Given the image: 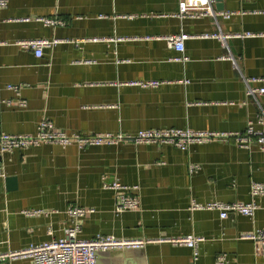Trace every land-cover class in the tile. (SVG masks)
I'll return each mask as SVG.
<instances>
[{"label":"crops","instance_id":"crops-1","mask_svg":"<svg viewBox=\"0 0 264 264\" xmlns=\"http://www.w3.org/2000/svg\"><path fill=\"white\" fill-rule=\"evenodd\" d=\"M213 9L237 13L181 17L178 0H7L0 9V132L33 133L43 117L68 134L236 133L248 121L264 130L257 120L264 94L246 95L244 81L256 77L250 86H264V0H215ZM180 32L188 35L182 53L165 40ZM213 32L223 41L199 36ZM246 32L253 34L236 36ZM38 38L59 41L40 57L20 45ZM148 80L159 84H137ZM9 84L22 85L19 94ZM0 172V253L63 236L72 224L67 209L78 206L94 209L78 219L82 238L149 240L101 251L96 264H264L255 242L239 238L264 229V196L255 198L252 217L191 209L192 200H250V183L264 182V151L255 143L243 148L231 136L186 150L129 139L85 148L42 143L0 153ZM102 176L138 185L139 207L116 211V193L102 188ZM35 209L44 213H23ZM189 234L203 237L196 257L165 240Z\"/></svg>","mask_w":264,"mask_h":264},{"label":"built area","instance_id":"built-area-1","mask_svg":"<svg viewBox=\"0 0 264 264\" xmlns=\"http://www.w3.org/2000/svg\"><path fill=\"white\" fill-rule=\"evenodd\" d=\"M215 0H178L179 11L178 15L184 16H210L216 18H229L236 14L235 11H215L213 3ZM7 6V0H0V9ZM45 24L54 25L60 24L62 21L57 18H39ZM253 33H238L236 36H250ZM203 38H218L223 41L225 36L218 32L203 33L199 35ZM188 35L180 32L177 34L167 35L166 43L169 47L182 53L184 51V40ZM59 39H29L21 41L20 45L32 49L37 57L42 55L44 48L53 46ZM179 59V57H174ZM256 77L245 78L246 95L264 94V86L252 88L251 82H255ZM187 82V81H185ZM138 85L155 87L159 84L157 80L137 81ZM8 89L19 94L22 85H7ZM9 104L10 102L7 101ZM18 105L24 106L25 101L20 100ZM259 123H264V113L257 115ZM232 137L240 147L248 148L250 144L255 143L264 151V130L254 129L251 121H248L246 127L241 132L225 133L218 131H198L189 128H152L139 129L132 135L125 133H89V134H68L60 129H57L52 121L43 117L36 125V130L28 134H9L0 132V153H11L14 149L35 146L42 143L57 144L61 147L75 145L78 148L89 146H99L104 144H115L121 140L129 139L135 143H159L171 144L179 149L186 150L189 145L196 143H204L214 139ZM197 165H191L190 171L196 170ZM0 172V176H1ZM101 186L104 189L115 191V210L118 212L134 210L139 207L140 197L138 194V185H124L117 179L108 181L105 176L101 177ZM249 201H234L224 203L220 201H211L204 204L198 203L195 200L191 201V209H216L219 211V217L225 219L229 213H239L244 216L252 217L257 209L255 198L264 196V182H251L249 185ZM93 208L72 206L68 207L67 213L72 219V224L65 227L63 236L46 240L37 244H30L27 247L15 251L0 253V262L3 259L15 258H31L33 264H96L98 253L110 249L121 248H141L149 240L143 238H119L113 235L97 234L92 238L80 237L81 227L78 219L87 213H92ZM23 213L28 216L43 214L40 209L24 210ZM239 238L251 239L255 242V250L261 251L264 255V229L252 233H241ZM173 244L184 245L192 250L194 257L197 255L199 242L203 237L197 235H182L165 239ZM222 256L217 257V261L222 260Z\"/></svg>","mask_w":264,"mask_h":264}]
</instances>
